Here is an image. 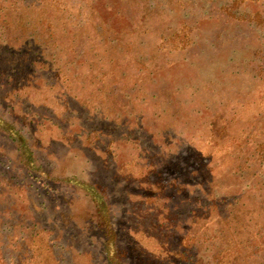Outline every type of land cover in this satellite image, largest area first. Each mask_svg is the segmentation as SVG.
I'll return each mask as SVG.
<instances>
[{
    "label": "rangeland",
    "instance_id": "374dc122",
    "mask_svg": "<svg viewBox=\"0 0 264 264\" xmlns=\"http://www.w3.org/2000/svg\"><path fill=\"white\" fill-rule=\"evenodd\" d=\"M0 264H264V0H0Z\"/></svg>",
    "mask_w": 264,
    "mask_h": 264
},
{
    "label": "trees",
    "instance_id": "16d2710c",
    "mask_svg": "<svg viewBox=\"0 0 264 264\" xmlns=\"http://www.w3.org/2000/svg\"><path fill=\"white\" fill-rule=\"evenodd\" d=\"M54 39H50L49 41H45V44L53 42ZM13 130L11 133L10 131L6 130L9 134V136L15 141L17 144V148L21 153V156H24L27 158V162H25V165L28 167L29 170H33V172H39L37 167L33 165V160L30 158L31 157V152H29V146L27 145L25 139L20 135V133L17 130ZM34 168V169H33ZM70 182V181H69ZM75 183V182H74Z\"/></svg>",
    "mask_w": 264,
    "mask_h": 264
}]
</instances>
